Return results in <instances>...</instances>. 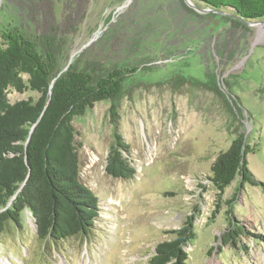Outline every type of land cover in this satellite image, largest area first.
<instances>
[{"label": "rangeland", "instance_id": "1", "mask_svg": "<svg viewBox=\"0 0 264 264\" xmlns=\"http://www.w3.org/2000/svg\"><path fill=\"white\" fill-rule=\"evenodd\" d=\"M144 11L143 0H0V32L18 26L39 47L54 44L61 71L71 62L141 68L118 100L131 178L105 172L111 102L73 120L79 179L100 205L91 234L43 258L24 211L22 229L0 233V264H150L154 246L187 216L195 234L185 247L188 264H264V191L239 187L236 177L218 196L206 179L215 156L242 133L253 149L248 167L264 182V24L232 21L226 12L202 15L182 28L184 41L167 32L179 26L164 29ZM36 95L8 92L11 102Z\"/></svg>", "mask_w": 264, "mask_h": 264}, {"label": "trees", "instance_id": "2", "mask_svg": "<svg viewBox=\"0 0 264 264\" xmlns=\"http://www.w3.org/2000/svg\"><path fill=\"white\" fill-rule=\"evenodd\" d=\"M169 1L155 0L151 5L143 0L147 9L143 14H152L147 16L149 21L155 19L164 29L179 26L178 31L172 28L167 32L184 41L182 28L192 24L194 18L213 13L195 11L184 0H174L175 4ZM191 1L197 7L234 15L235 20L227 19L236 22L264 18V0ZM202 31L197 30L199 35ZM59 54L52 43L39 47L18 26L0 32V233L22 229V213L28 211L35 225L38 255L43 258H51L70 239L85 240L100 210L98 197L79 179L80 143L73 123L76 116L99 101L109 100L113 141L105 172L123 179L134 173L128 160V144L118 132V100L128 76L141 68L127 64L103 68L93 63L80 67L71 62L61 71ZM177 77L189 84L196 80L192 76ZM10 89L19 93L30 90L37 95L11 102ZM252 151L240 133L215 156L206 179L218 190V196L236 177L239 187L249 184L264 191V182L256 179L248 167L246 155ZM192 223V217L187 216L172 230L171 239L157 243L150 264H188L185 247L195 235ZM230 231L223 234L228 243L233 239Z\"/></svg>", "mask_w": 264, "mask_h": 264}, {"label": "water", "instance_id": "3", "mask_svg": "<svg viewBox=\"0 0 264 264\" xmlns=\"http://www.w3.org/2000/svg\"><path fill=\"white\" fill-rule=\"evenodd\" d=\"M185 3L191 7L192 9H194L195 11H198L200 13H208V12H213V13H220L223 15H226L225 12L221 11V10H217V9H210V8H199L196 5L193 4V2L191 0H184ZM234 16V15H232ZM241 21L245 24H252V23H262L264 24V20L260 19V20H256V21H244L241 19Z\"/></svg>", "mask_w": 264, "mask_h": 264}, {"label": "bare ground", "instance_id": "4", "mask_svg": "<svg viewBox=\"0 0 264 264\" xmlns=\"http://www.w3.org/2000/svg\"><path fill=\"white\" fill-rule=\"evenodd\" d=\"M255 24H257V23H255ZM262 24V23H261Z\"/></svg>", "mask_w": 264, "mask_h": 264}]
</instances>
